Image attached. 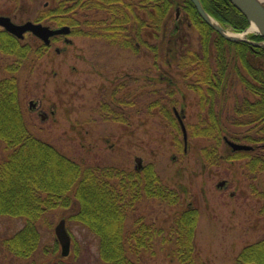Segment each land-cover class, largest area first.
Returning a JSON list of instances; mask_svg holds the SVG:
<instances>
[{"label":"trees","instance_id":"16d2710c","mask_svg":"<svg viewBox=\"0 0 264 264\" xmlns=\"http://www.w3.org/2000/svg\"><path fill=\"white\" fill-rule=\"evenodd\" d=\"M20 1L7 0L13 4ZM199 1L221 26L244 32L250 25L229 0ZM48 4L42 10L34 8L29 18L68 26L71 35L97 39L135 55L145 48L153 60L157 82L160 84L164 77L167 84L145 91L143 97L150 99L148 109L158 110L175 130L180 128L174 109L181 86L196 96L200 113L197 122L187 126V132L193 138L210 141L202 150L206 164L246 160L244 169L253 181L264 172L263 46L225 39L200 16L191 0H49ZM177 11L183 14L188 29L196 31V49L185 41L181 21L170 31ZM249 40L260 43L264 37L251 34ZM177 41L182 42L179 50ZM0 52L20 62L31 53L22 41L3 30ZM132 84L121 79L111 89L100 106L102 119L129 123L126 108L142 98L136 95L137 90H131ZM17 89L14 78L0 80V142L9 151L0 162V216L26 219L20 232L3 240L9 253L20 258L35 255L41 241L37 221L56 207L70 208L74 188L77 208L70 219L98 239L103 264H138L127 251L137 254L149 250L155 238L170 242L172 255L180 264H196L197 209L177 215L166 234L164 228L140 221L132 232L125 230L129 213L145 197L170 206L180 203L179 192L162 183L154 164L141 171H124L71 160L29 131ZM229 101L232 107L225 108ZM226 137L253 149L220 154L221 145L228 146ZM175 141L177 144L176 137ZM49 166L50 172L44 171ZM251 188L256 192L253 184ZM260 196L264 198L262 193ZM237 255L236 264H264V238L245 246Z\"/></svg>","mask_w":264,"mask_h":264},{"label":"rangeland","instance_id":"374dc122","mask_svg":"<svg viewBox=\"0 0 264 264\" xmlns=\"http://www.w3.org/2000/svg\"><path fill=\"white\" fill-rule=\"evenodd\" d=\"M48 2L21 0L13 4L0 0V15L13 18L15 13L17 18L13 21L17 24L35 21L34 17L29 18L35 11L33 9L42 10L49 5ZM183 17L177 11L170 31L181 21L185 41L196 49L197 33L188 29ZM48 27L59 28L55 24ZM221 27L233 34H244L242 38L247 39L249 35L257 34L247 29L235 32L232 28ZM66 38L71 43H66ZM177 42L176 49L179 50L182 42ZM22 44L31 52L24 61L0 52V80L15 79L29 131L66 157L86 166L141 171L144 166L154 164L162 183L179 192L181 199L177 206L145 197L129 213L125 223L127 232H132L136 222L140 221L146 226L164 228L166 234L177 215L187 209H197L196 264H236L237 254L245 246L264 238V198L260 196L261 193L264 195V172L253 181L245 172L246 160H226L220 165L209 166L202 150L210 141L193 138L189 132L185 150L181 127L175 130L162 119L158 110L148 109L150 99L143 97L145 91L167 84L164 77L160 84L157 82L153 60L145 48L141 47L140 54L135 55L97 39L71 34L53 40L49 48L33 36ZM121 79L133 83L131 90L142 95L141 102L138 100L136 105L126 108V114L130 115L126 126L102 119L99 111L102 102ZM136 79L138 81L134 83ZM179 92L176 110L187 127L197 122L200 109L196 96L184 85ZM133 95L137 97L135 93ZM232 104L229 101L225 108L232 107ZM231 150L222 144L219 152L223 154ZM8 153L0 142V162ZM45 170L50 172V166ZM222 181L225 185L218 187ZM74 194L73 188L70 208L56 207L46 211L37 221L41 241L36 254L28 258L14 256L2 245L3 240L25 227L26 219L0 216V264H103L98 239L70 219L77 208ZM61 220H65L66 232L71 237L67 256L62 255L54 233ZM152 242L151 249L137 254L128 250L127 255L138 264H180L172 255L169 241L163 243L161 238H155Z\"/></svg>","mask_w":264,"mask_h":264},{"label":"water","instance_id":"95a60500","mask_svg":"<svg viewBox=\"0 0 264 264\" xmlns=\"http://www.w3.org/2000/svg\"><path fill=\"white\" fill-rule=\"evenodd\" d=\"M193 4L195 5L197 11L199 12L200 16L207 21L215 30H217L225 39L231 40V41H245L249 42L254 45L263 46L264 47V41L262 43H255L247 38H234L226 35L224 32V29L216 22V25L212 22L213 19H211L210 16L205 12L204 8L202 7L199 0H191ZM229 2L238 10L240 11L249 21L250 26L253 24L258 25L263 31H264V8L260 6L261 4L257 0H229ZM0 26L7 32L11 33L13 36L17 37V39H24L26 33H31L36 38H39L43 41L45 45H50L51 38L59 35L68 36L70 34V27L63 26L59 28H51L46 25H43L41 23H36L32 21H27L22 24H17L12 21V19L8 16H2L0 15ZM247 29L249 31L250 29ZM250 32H253L250 30ZM255 32V31H254ZM257 34L264 37V33L262 32H256ZM66 43H71V40L66 38ZM31 106H34V103H31ZM176 116L178 118V121L180 123L182 132H183V138H184V144H185V150L187 149V142H188V134L185 124L183 123V118L179 115L177 110H175ZM225 142L232 148L233 151H249L252 149L250 145L245 144H239L233 141L228 140L225 138ZM138 163H140V159L136 160ZM225 185V181H222L218 184V187H223ZM65 220H61L60 223L56 226L55 232L56 237L58 240V243H60L62 247V255L67 256L70 252V245H71V237L66 232V223Z\"/></svg>","mask_w":264,"mask_h":264},{"label":"bare ground","instance_id":"6f19581e","mask_svg":"<svg viewBox=\"0 0 264 264\" xmlns=\"http://www.w3.org/2000/svg\"><path fill=\"white\" fill-rule=\"evenodd\" d=\"M257 1L261 4L260 6H262L264 8V0H257ZM212 22L216 25V22L214 20H212ZM250 30L251 31H255V32H262V33H264V31L258 25H255V24H253L252 26H250L249 31ZM224 32L226 33V35H228L230 37H234V38H242V37H244V34L243 35L242 34H233V33H230V32H228L226 30H224Z\"/></svg>","mask_w":264,"mask_h":264},{"label":"flooded vegetation","instance_id":"af4514ba","mask_svg":"<svg viewBox=\"0 0 264 264\" xmlns=\"http://www.w3.org/2000/svg\"><path fill=\"white\" fill-rule=\"evenodd\" d=\"M14 14H15V13H14ZM13 18L16 19V18H17V15H16V14L13 15ZM13 18H12V20H14ZM0 30H3V29L0 27ZM3 31H4V30H3ZM29 36L32 37L33 35L30 34V33H27V34L25 35V38L23 39V41H25ZM33 37H34V36H33ZM59 37H65V36H55V37H52V38H51V43H52L53 40H55V39H57V38H59ZM34 38H35V37H34ZM43 46H45V45L43 44ZM50 46H51V44L48 45L47 47L49 48ZM45 47H46V46H45ZM58 52H59V50H58ZM42 118L45 119L44 116H42ZM128 124H129V123H128ZM128 124H123V125L126 126V125H128Z\"/></svg>","mask_w":264,"mask_h":264}]
</instances>
